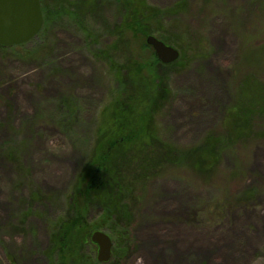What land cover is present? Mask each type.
Masks as SVG:
<instances>
[{
    "label": "rangeland",
    "instance_id": "rangeland-1",
    "mask_svg": "<svg viewBox=\"0 0 264 264\" xmlns=\"http://www.w3.org/2000/svg\"><path fill=\"white\" fill-rule=\"evenodd\" d=\"M176 1L149 0L162 8ZM189 1L176 36L200 37L201 44L171 76L172 100L159 120L179 148L211 132L223 134L242 78L253 72L264 80V0ZM100 14L111 25L118 22L113 7L103 5ZM38 35L24 46L0 49V264H12L6 248L19 264L48 263L46 218L63 210L112 87L68 22ZM99 41L103 47L111 38ZM130 48L140 60L152 56L140 38L133 37ZM63 98L79 105L74 136L56 122ZM9 144L43 193L25 223L20 212L27 210L30 190L18 184L4 155ZM139 190L133 245L121 264H264V135L224 151L208 178L168 166Z\"/></svg>",
    "mask_w": 264,
    "mask_h": 264
},
{
    "label": "trees",
    "instance_id": "trees-1",
    "mask_svg": "<svg viewBox=\"0 0 264 264\" xmlns=\"http://www.w3.org/2000/svg\"><path fill=\"white\" fill-rule=\"evenodd\" d=\"M40 1L44 21L38 36L58 22H68L92 57L102 64L112 86L98 110L96 131L88 138L87 157L65 194L64 208L57 216L46 218L47 264H121L133 245L139 189L168 166H186L208 178L215 173L224 151L264 135L259 129L264 122V80L253 72L242 78L233 104L226 111L223 134L211 132L199 144L179 148L165 136L159 120L172 100L171 76L187 64L186 54L193 51L188 58L191 60L201 44L200 37L188 34V41L176 36L177 18L187 11L190 1L177 0L164 8L149 0H108L104 4L103 0ZM103 5L115 9L117 23L105 21L100 14ZM150 34L179 49V59L161 63L146 41ZM103 36L111 41L99 47ZM133 37L140 38L143 47L151 50V57L140 60L134 56L130 50ZM31 41L0 45V49ZM191 44L194 50L188 48ZM57 106V124L64 133L74 136L78 103L63 98ZM4 155L15 166L18 184L30 190L27 210L20 212V220L25 223L43 193L23 165L16 146L7 145ZM98 230L108 233L113 241L111 258L106 262L99 261L97 244L91 239ZM7 249L12 264H19Z\"/></svg>",
    "mask_w": 264,
    "mask_h": 264
},
{
    "label": "water",
    "instance_id": "water-1",
    "mask_svg": "<svg viewBox=\"0 0 264 264\" xmlns=\"http://www.w3.org/2000/svg\"><path fill=\"white\" fill-rule=\"evenodd\" d=\"M43 11L40 0H0V45L13 46L30 41L43 26ZM151 45L161 63L179 59L180 51L155 35H148ZM91 239L98 246L99 261L111 258L113 241L105 231H95Z\"/></svg>",
    "mask_w": 264,
    "mask_h": 264
},
{
    "label": "flooded vegetation",
    "instance_id": "flooded-vegetation-1",
    "mask_svg": "<svg viewBox=\"0 0 264 264\" xmlns=\"http://www.w3.org/2000/svg\"><path fill=\"white\" fill-rule=\"evenodd\" d=\"M39 34V33H38ZM32 40V39H31Z\"/></svg>",
    "mask_w": 264,
    "mask_h": 264
}]
</instances>
